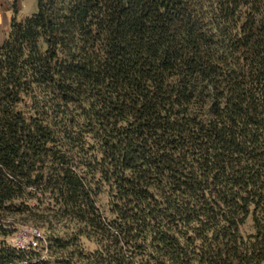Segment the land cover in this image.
Returning <instances> with one entry per match:
<instances>
[{
	"label": "trees",
	"instance_id": "16d2710c",
	"mask_svg": "<svg viewBox=\"0 0 264 264\" xmlns=\"http://www.w3.org/2000/svg\"><path fill=\"white\" fill-rule=\"evenodd\" d=\"M45 193L57 216L89 210L100 247L0 242V264H260L264 0H36L13 16L0 212Z\"/></svg>",
	"mask_w": 264,
	"mask_h": 264
},
{
	"label": "rangeland",
	"instance_id": "374dc122",
	"mask_svg": "<svg viewBox=\"0 0 264 264\" xmlns=\"http://www.w3.org/2000/svg\"><path fill=\"white\" fill-rule=\"evenodd\" d=\"M14 1L18 9L15 15L13 14ZM35 11L36 0H0V43L9 33L13 16L16 21H23ZM99 198L98 207L103 209L107 203L106 191H103ZM15 204H19V201H15ZM28 204L29 208L22 213L9 214L6 212L4 214L3 211L0 212V218L4 216L2 222L5 228H8L6 235H0V242L20 249L36 247L35 244L45 247L46 243H38L37 240L46 241L49 236L68 235L74 244L69 247L76 250L81 249L83 253L93 252L100 247L101 234L96 226L90 224L94 217L89 214V210H84L83 219L67 214L62 217L57 216L56 211L59 212L60 205L56 204L47 193L37 194L35 198H30ZM241 233L243 235L253 233L251 218L245 221L241 227ZM260 264H264V260Z\"/></svg>",
	"mask_w": 264,
	"mask_h": 264
},
{
	"label": "built area",
	"instance_id": "2783aa9c",
	"mask_svg": "<svg viewBox=\"0 0 264 264\" xmlns=\"http://www.w3.org/2000/svg\"><path fill=\"white\" fill-rule=\"evenodd\" d=\"M31 243H32V241H31Z\"/></svg>",
	"mask_w": 264,
	"mask_h": 264
}]
</instances>
